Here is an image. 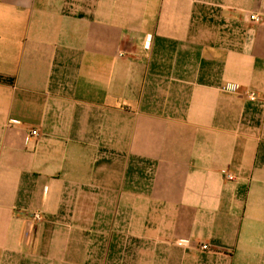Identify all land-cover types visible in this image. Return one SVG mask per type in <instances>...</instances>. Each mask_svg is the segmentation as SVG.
<instances>
[{
    "label": "crops",
    "instance_id": "obj_1",
    "mask_svg": "<svg viewBox=\"0 0 264 264\" xmlns=\"http://www.w3.org/2000/svg\"><path fill=\"white\" fill-rule=\"evenodd\" d=\"M0 264H264V0H0Z\"/></svg>",
    "mask_w": 264,
    "mask_h": 264
},
{
    "label": "built area",
    "instance_id": "obj_2",
    "mask_svg": "<svg viewBox=\"0 0 264 264\" xmlns=\"http://www.w3.org/2000/svg\"><path fill=\"white\" fill-rule=\"evenodd\" d=\"M250 19L251 20H253V21H256V22H259L260 20H261V17L259 16V15H257V14H251L250 15ZM229 87H226V89H228ZM249 98L250 99H255V96L252 94V93H250L249 94ZM38 133H37V130L36 129H34V130H32L31 131V135H33V136H35V135H37ZM225 176L228 178V179H233L234 177H233V175L231 174V173H229V172H225ZM34 218L35 219H40L41 218V215L39 214V213H34ZM181 243L183 242V243H187L188 241H185V240H182V241H180ZM207 247V245H202V248H206Z\"/></svg>",
    "mask_w": 264,
    "mask_h": 264
}]
</instances>
